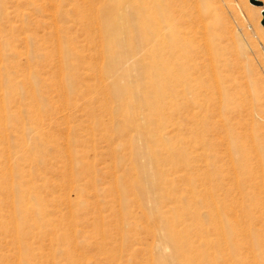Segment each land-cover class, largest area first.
Here are the masks:
<instances>
[{"label":"rangeland","instance_id":"rangeland-1","mask_svg":"<svg viewBox=\"0 0 264 264\" xmlns=\"http://www.w3.org/2000/svg\"><path fill=\"white\" fill-rule=\"evenodd\" d=\"M135 1L0 0V264H166L154 216L180 199L216 264H264V0L183 1L213 84L199 104L144 76ZM134 53L141 72L112 76Z\"/></svg>","mask_w":264,"mask_h":264},{"label":"bare ground","instance_id":"bare-ground-1","mask_svg":"<svg viewBox=\"0 0 264 264\" xmlns=\"http://www.w3.org/2000/svg\"><path fill=\"white\" fill-rule=\"evenodd\" d=\"M183 1L186 0H143L145 14L143 15V33L139 36V47L144 48L143 54L147 60H150L145 67L144 76L152 82L159 78L160 86L163 88L161 101L167 99L170 103H175L181 99L192 104L209 103L214 99V91L213 84L203 77L208 75V69L202 63L204 53L200 54V46L194 41L196 38L189 41L185 36L189 31H192L191 25L196 17L193 16V13L185 11ZM135 2L136 11L141 13L140 1L136 0ZM183 16H187L188 19H181ZM105 17L108 22L113 20L108 8ZM116 22L117 20L109 23L111 30L115 28ZM114 61L118 64L112 76L119 72L120 74H129L134 68L141 72L140 69L143 68V62L135 58V53L125 60L122 57H115ZM210 72H212L211 69ZM233 88L230 87L228 91ZM153 111L154 106L153 110L147 114H151ZM146 139L151 144L148 134ZM161 144L162 140L158 145L161 146ZM142 148L139 157L148 155L150 147ZM150 158L156 162L160 159L155 153ZM134 183L139 187L141 196L144 199H149L150 192L146 191L137 180H134ZM150 187L163 191L158 178L155 182L150 183ZM162 194L164 195V192ZM160 199H162L161 196ZM197 210L198 207L195 209L192 204L191 206L185 205L182 199L174 200L169 206L160 205L157 208V214L154 217L164 223L166 227V232L160 235L161 242L158 245L159 253L163 257L162 261L166 264L170 262L173 264H216L212 250L214 252L222 251L224 244L219 242L217 246L215 245L209 234L211 222L207 221L204 218L205 215ZM222 235L224 243L227 242L228 236ZM168 246L172 248L173 252H166L165 248ZM258 246L260 247V245ZM153 264L164 263L154 258ZM233 264L243 263L233 260Z\"/></svg>","mask_w":264,"mask_h":264},{"label":"water","instance_id":"water-1","mask_svg":"<svg viewBox=\"0 0 264 264\" xmlns=\"http://www.w3.org/2000/svg\"><path fill=\"white\" fill-rule=\"evenodd\" d=\"M251 3L255 4V5H262V1L260 0H249ZM262 20H261V24L264 25V10H262Z\"/></svg>","mask_w":264,"mask_h":264}]
</instances>
